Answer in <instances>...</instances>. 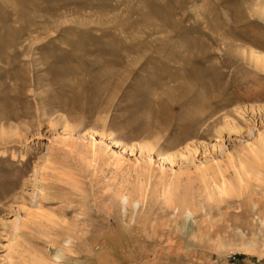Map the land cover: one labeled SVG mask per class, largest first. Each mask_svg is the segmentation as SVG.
I'll return each instance as SVG.
<instances>
[{
  "label": "rangeland",
  "instance_id": "rangeland-1",
  "mask_svg": "<svg viewBox=\"0 0 264 264\" xmlns=\"http://www.w3.org/2000/svg\"><path fill=\"white\" fill-rule=\"evenodd\" d=\"M262 142L264 0H0V264H264Z\"/></svg>",
  "mask_w": 264,
  "mask_h": 264
},
{
  "label": "bare ground",
  "instance_id": "bare-ground-1",
  "mask_svg": "<svg viewBox=\"0 0 264 264\" xmlns=\"http://www.w3.org/2000/svg\"><path fill=\"white\" fill-rule=\"evenodd\" d=\"M255 54H253V53H251V56H253L254 58H255V56H254ZM256 60H258L259 58H257V56H256V58H255ZM263 147V149H264V142H262L261 143V148ZM124 152H126V149L125 148H123V151H122V154L120 153V155L118 156V159L119 160H122V159H124L123 158V154H124ZM163 163L166 161L165 159H160ZM164 164H166V163H164ZM44 167H48V161H45L44 162ZM222 191L224 192V189H222Z\"/></svg>",
  "mask_w": 264,
  "mask_h": 264
}]
</instances>
